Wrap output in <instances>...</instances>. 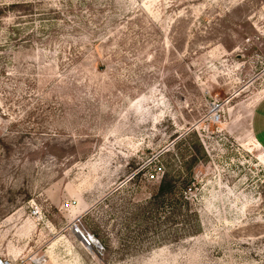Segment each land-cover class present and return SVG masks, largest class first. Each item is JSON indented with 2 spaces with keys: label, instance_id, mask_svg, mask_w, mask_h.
Here are the masks:
<instances>
[{
  "label": "rangeland",
  "instance_id": "rangeland-1",
  "mask_svg": "<svg viewBox=\"0 0 264 264\" xmlns=\"http://www.w3.org/2000/svg\"><path fill=\"white\" fill-rule=\"evenodd\" d=\"M260 99L264 0H0V256L264 264Z\"/></svg>",
  "mask_w": 264,
  "mask_h": 264
},
{
  "label": "built area",
  "instance_id": "built-area-1",
  "mask_svg": "<svg viewBox=\"0 0 264 264\" xmlns=\"http://www.w3.org/2000/svg\"><path fill=\"white\" fill-rule=\"evenodd\" d=\"M156 177L157 174L155 173L149 174L150 179H155ZM70 204H68V206H70ZM81 225L82 222L80 219H78L74 221L72 228L75 230L76 234L81 238L82 244H84V246L94 248L97 251H101L103 249V245L100 243V240L90 231L84 230ZM0 264H13V261L10 256H0Z\"/></svg>",
  "mask_w": 264,
  "mask_h": 264
},
{
  "label": "crops",
  "instance_id": "crops-1",
  "mask_svg": "<svg viewBox=\"0 0 264 264\" xmlns=\"http://www.w3.org/2000/svg\"><path fill=\"white\" fill-rule=\"evenodd\" d=\"M253 132L264 142V99H260L253 108Z\"/></svg>",
  "mask_w": 264,
  "mask_h": 264
},
{
  "label": "trees",
  "instance_id": "trees-1",
  "mask_svg": "<svg viewBox=\"0 0 264 264\" xmlns=\"http://www.w3.org/2000/svg\"><path fill=\"white\" fill-rule=\"evenodd\" d=\"M160 181H161V183H160V192L161 193L172 192L176 188V186L172 183V180L164 181V179L162 178Z\"/></svg>",
  "mask_w": 264,
  "mask_h": 264
}]
</instances>
